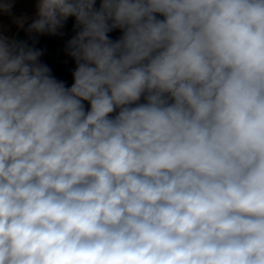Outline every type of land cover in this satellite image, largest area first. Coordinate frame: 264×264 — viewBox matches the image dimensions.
<instances>
[{"label":"clouds","instance_id":"9594fccd","mask_svg":"<svg viewBox=\"0 0 264 264\" xmlns=\"http://www.w3.org/2000/svg\"><path fill=\"white\" fill-rule=\"evenodd\" d=\"M95 4L71 87L0 34V264H264V0Z\"/></svg>","mask_w":264,"mask_h":264},{"label":"water","instance_id":"95a60500","mask_svg":"<svg viewBox=\"0 0 264 264\" xmlns=\"http://www.w3.org/2000/svg\"><path fill=\"white\" fill-rule=\"evenodd\" d=\"M101 0H96L95 7H100ZM158 15V19H163ZM37 13L27 19L23 27H18L14 34L13 40L17 42H25L29 47L42 52L39 57V62L45 64L50 69L51 75L59 81H63L66 87H71L73 81V72L76 68L75 59L69 55L68 42L77 34L79 29L76 27L74 17H69L59 28L56 34H40L35 32H28L29 25L37 19ZM122 30L114 29L108 36L111 40L116 41L122 36ZM142 97L139 103H145ZM86 110L90 108L88 102H84ZM118 111V110H117ZM113 113L111 115H115Z\"/></svg>","mask_w":264,"mask_h":264},{"label":"rangeland","instance_id":"374dc122","mask_svg":"<svg viewBox=\"0 0 264 264\" xmlns=\"http://www.w3.org/2000/svg\"><path fill=\"white\" fill-rule=\"evenodd\" d=\"M37 13V0H14L11 12H0V26L6 31L5 37L13 40L20 26L18 20L26 21Z\"/></svg>","mask_w":264,"mask_h":264},{"label":"crops","instance_id":"0c3cea01","mask_svg":"<svg viewBox=\"0 0 264 264\" xmlns=\"http://www.w3.org/2000/svg\"><path fill=\"white\" fill-rule=\"evenodd\" d=\"M0 34H3L4 36L6 35V31L3 30V29L1 28V26H0Z\"/></svg>","mask_w":264,"mask_h":264}]
</instances>
